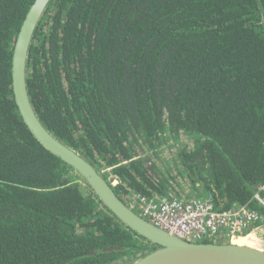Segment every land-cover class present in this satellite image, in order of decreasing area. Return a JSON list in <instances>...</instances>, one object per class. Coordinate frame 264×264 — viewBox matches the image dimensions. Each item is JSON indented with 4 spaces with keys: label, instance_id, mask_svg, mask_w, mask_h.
<instances>
[{
    "label": "trees",
    "instance_id": "obj_1",
    "mask_svg": "<svg viewBox=\"0 0 264 264\" xmlns=\"http://www.w3.org/2000/svg\"><path fill=\"white\" fill-rule=\"evenodd\" d=\"M34 1L0 0V264L145 256L157 247L44 148L18 111L12 59ZM28 88L49 132L116 178L125 204L171 190L147 158L183 134L193 145L178 164L196 192L212 193L220 210L259 208L264 0H53L34 34ZM113 246L128 250L98 252Z\"/></svg>",
    "mask_w": 264,
    "mask_h": 264
},
{
    "label": "water",
    "instance_id": "obj_2",
    "mask_svg": "<svg viewBox=\"0 0 264 264\" xmlns=\"http://www.w3.org/2000/svg\"><path fill=\"white\" fill-rule=\"evenodd\" d=\"M53 0H35L30 7L15 44L12 59L13 91L18 111L38 142L70 165L89 184L105 207L124 225L157 248L125 264H264V249L233 243L193 242L171 236L154 227L116 194L109 181L82 154L55 137L39 119L28 88V61L38 23ZM128 250L113 246L98 251Z\"/></svg>",
    "mask_w": 264,
    "mask_h": 264
},
{
    "label": "built area",
    "instance_id": "obj_3",
    "mask_svg": "<svg viewBox=\"0 0 264 264\" xmlns=\"http://www.w3.org/2000/svg\"><path fill=\"white\" fill-rule=\"evenodd\" d=\"M109 181L112 187L119 183L116 178ZM199 194L204 196L189 198L173 190L153 198L133 194L135 203L129 206L154 227L187 241L207 242L219 238L233 243L236 238L252 234L262 235L264 239V185L256 190L252 199L258 209L246 204L220 210L212 193L202 190Z\"/></svg>",
    "mask_w": 264,
    "mask_h": 264
},
{
    "label": "rangeland",
    "instance_id": "obj_4",
    "mask_svg": "<svg viewBox=\"0 0 264 264\" xmlns=\"http://www.w3.org/2000/svg\"><path fill=\"white\" fill-rule=\"evenodd\" d=\"M193 145V140L188 138V136L183 135L181 136V141H176L174 139L168 140V142H165V140L162 142V145L158 148V155H154L150 152V158H147L148 161H152L157 164L159 167V171L161 176L168 177V179H172V188L174 192L177 194H181L184 191H189L191 194H185L182 196L185 197H197L201 198L204 195L199 194L200 191H194L191 182L189 181V178L187 176V173H185L184 167L182 164H178L179 162V153L183 148H190ZM109 180L112 182L114 181V178L112 176L109 177ZM133 200V198H132ZM135 201L133 200L131 204H134ZM128 204V205H131ZM259 238V243H258ZM210 242L212 243H228V241L219 240V238L212 239ZM254 248H263L264 249V239H262V235L257 237L256 245ZM143 256V253H139L137 255V258H125L124 260H119L113 264H124L126 261H131L133 259H139Z\"/></svg>",
    "mask_w": 264,
    "mask_h": 264
},
{
    "label": "bare ground",
    "instance_id": "obj_5",
    "mask_svg": "<svg viewBox=\"0 0 264 264\" xmlns=\"http://www.w3.org/2000/svg\"><path fill=\"white\" fill-rule=\"evenodd\" d=\"M256 241H257V237L252 234L249 236H245V237H240V238H236L233 240V244L235 245H239V246H248L251 248H254V246L256 245ZM228 243H231L230 241H228Z\"/></svg>",
    "mask_w": 264,
    "mask_h": 264
},
{
    "label": "crops",
    "instance_id": "obj_6",
    "mask_svg": "<svg viewBox=\"0 0 264 264\" xmlns=\"http://www.w3.org/2000/svg\"><path fill=\"white\" fill-rule=\"evenodd\" d=\"M194 189V188H193ZM193 192H195V189H194V191ZM184 193L185 194H191V193H189V191H184ZM196 193V192H195ZM126 262H128V261H126ZM125 264V263H124Z\"/></svg>",
    "mask_w": 264,
    "mask_h": 264
}]
</instances>
